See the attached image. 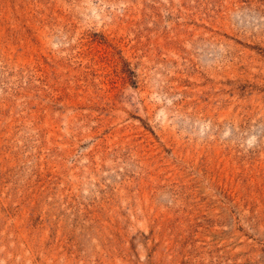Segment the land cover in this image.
Returning a JSON list of instances; mask_svg holds the SVG:
<instances>
[{
	"label": "rangeland",
	"instance_id": "374dc122",
	"mask_svg": "<svg viewBox=\"0 0 264 264\" xmlns=\"http://www.w3.org/2000/svg\"><path fill=\"white\" fill-rule=\"evenodd\" d=\"M0 264H264V0H0Z\"/></svg>",
	"mask_w": 264,
	"mask_h": 264
}]
</instances>
